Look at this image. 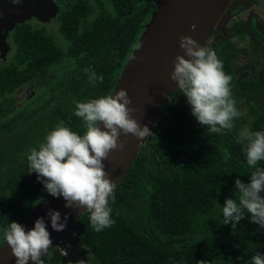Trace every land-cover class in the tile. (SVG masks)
<instances>
[{
  "label": "trees",
  "instance_id": "1",
  "mask_svg": "<svg viewBox=\"0 0 264 264\" xmlns=\"http://www.w3.org/2000/svg\"><path fill=\"white\" fill-rule=\"evenodd\" d=\"M137 16L125 23L98 18V28L72 37L67 51L42 32L25 28L16 34L13 61L0 67V247L8 225L23 224L48 194L37 174H29V150L38 149L61 123L84 134L75 105L112 94L147 18ZM251 50L250 61L260 66L252 79L234 71L238 51L232 44L214 51L232 77L235 107L249 110L255 132L264 131V53ZM66 52L72 59L62 67L61 78L45 75L62 64ZM85 69L102 75L103 82L90 83ZM25 85L43 92L38 104L23 109L16 95ZM179 94L170 95L153 134L114 190V199L109 198L114 224L96 232L87 212L74 225L73 241L81 243L77 251H88L94 264H247L256 254L264 255V228L251 223L245 211L233 229L223 223L221 209L232 198L227 189L236 179L249 183L255 171L247 164V141L237 142L246 117L235 119L231 130L210 133ZM257 166L264 168V161ZM41 259L43 264H72L58 246Z\"/></svg>",
  "mask_w": 264,
  "mask_h": 264
},
{
  "label": "clouds",
  "instance_id": "2",
  "mask_svg": "<svg viewBox=\"0 0 264 264\" xmlns=\"http://www.w3.org/2000/svg\"><path fill=\"white\" fill-rule=\"evenodd\" d=\"M13 3H19V0H13ZM195 29L196 25L193 24L192 30ZM135 47L139 49L140 45ZM180 48L183 55H177L173 61L171 79L187 98L192 115L210 133L221 134L224 130H231L233 121L241 113L235 107L230 87L232 77L225 74L223 62L214 50L201 46L190 36L180 38ZM85 72L93 85L97 80L103 82L102 75L97 76L89 69H85ZM131 103L124 89L87 102H77L74 115L83 121L84 134H77L61 123L47 134L45 142L38 149L31 148L27 154L29 174L36 173L38 181L53 197L62 196L66 201L65 207L86 208L90 214V224L96 232L114 224L109 198L114 199L116 184L107 178L103 161L110 152L124 150L121 133L125 136L131 134L139 140L153 134L147 126L141 127L132 118L131 113L135 109L129 108ZM101 124L104 130H101ZM245 141L247 164L255 171L250 175L249 183L236 179V198H227L221 208L223 223L231 224L234 229L245 218L246 211L251 223L264 228V168L257 166L258 162L264 161V131L240 132L237 142ZM48 216L53 230L60 232L65 229L67 216L63 223L58 211L50 210ZM3 239L11 248L16 264H29L30 261L32 264H43L41 257L52 246L44 218L37 219L30 230L20 223L11 222L3 231ZM60 240L69 246L64 255L67 257L68 250L73 246L66 238ZM78 264L85 262L81 260ZM200 264H204V261H200ZM247 264H264V255L256 254Z\"/></svg>",
  "mask_w": 264,
  "mask_h": 264
},
{
  "label": "water",
  "instance_id": "3",
  "mask_svg": "<svg viewBox=\"0 0 264 264\" xmlns=\"http://www.w3.org/2000/svg\"><path fill=\"white\" fill-rule=\"evenodd\" d=\"M233 1L161 0L140 38L138 43L140 48H135L133 51L112 92L115 94L121 89L128 92L132 101L129 108L135 109L131 116L141 127L147 126L153 132L168 98L172 93L179 92L178 84L171 79V73L174 70L173 61L176 56L183 55L180 38L190 36L201 46H205L221 15L226 12ZM20 15H29L20 0L19 3H13V0H0V54L2 58L0 67L10 52V46L7 43L9 32L13 30L16 23H24L30 18ZM193 24L196 25L195 31L192 30ZM179 98L184 99L182 94H179ZM100 127L104 130L102 124ZM148 138L149 136L144 140H139L131 134L125 136L121 133L120 141L125 143L124 150L110 152L108 158L103 161L108 174L107 178L116 184L115 189L125 179ZM65 204L66 201L62 196L56 198L48 193L22 224L26 230H30L34 228L37 219L44 218L52 240V246L48 252L61 238H66L67 242L74 246L69 231L87 213L86 208H67ZM50 210L60 212L61 223L67 216V224L63 231L57 232L52 229L48 216ZM0 264H16V258L6 242L0 247ZM29 264L32 262L30 261Z\"/></svg>",
  "mask_w": 264,
  "mask_h": 264
},
{
  "label": "flooded vegetation",
  "instance_id": "4",
  "mask_svg": "<svg viewBox=\"0 0 264 264\" xmlns=\"http://www.w3.org/2000/svg\"><path fill=\"white\" fill-rule=\"evenodd\" d=\"M20 2L29 13V15L20 16H28L30 18L24 23H16L13 30L9 32L7 43L10 46V52L6 56L8 60L4 59V64L13 61L17 51L16 34L22 32L25 28H28L30 33H47L46 35L52 36L63 51H67L72 45V37L91 35L98 28V21H96L98 18L106 16L119 23H125L134 20L138 17L137 15H147L139 29V35H141L139 37L137 34L138 40L136 39L137 42L131 48V53H133L135 46L138 45L142 34L146 30V26L155 12L153 0L152 2L151 0H20ZM231 4L226 12L221 15L205 46L219 51L221 47L232 44L239 55L242 52L240 49L241 43L248 41L253 57L252 46L263 53L264 15H261L257 9H264V0H236V2ZM148 18L149 21L147 22ZM131 53H129L117 81L130 60ZM10 58L12 61H10ZM71 59L72 57L68 56L67 53L62 64L53 67L56 71L53 73L51 71L46 72L45 75L50 74L56 78L55 74H61V72L58 73V70L62 71L59 68L70 63ZM15 65L21 66L18 63ZM241 76L247 77L245 75ZM30 87V85H25L18 91L23 90L30 95H34L35 90ZM16 99H18L17 95Z\"/></svg>",
  "mask_w": 264,
  "mask_h": 264
},
{
  "label": "rangeland",
  "instance_id": "5",
  "mask_svg": "<svg viewBox=\"0 0 264 264\" xmlns=\"http://www.w3.org/2000/svg\"><path fill=\"white\" fill-rule=\"evenodd\" d=\"M160 1L161 0H153V3L155 5L154 6L155 11L158 9L159 4H160ZM151 2H152V0H151ZM234 2H236V0H234L233 3ZM257 11L260 12L261 15L262 14L264 15V9L263 10H258L257 9ZM240 49L242 50V52L235 59V62H234V71L236 73L240 74V75H245L247 77L253 78L257 74V68H259L260 66L255 67V64H253L250 61V59L253 57V55L251 54L250 44L248 43V41L247 42H244V43H241ZM263 53H264V51H263ZM0 58H1V56H0ZM7 60H8V58L6 59V61ZM10 61H12V59ZM59 69H62V68H59ZM55 71H56L55 68H52L51 69V72L52 73L55 72ZM59 72L60 71L58 70V73ZM55 75H56V78L57 79L61 78V76H62V75L60 76V73L59 74H55ZM42 92H43V90L39 91L38 92L39 94L37 92H35L34 95H32V94L30 95L26 91H23V90L18 91V93H17V98H18L17 105H18V107L25 109V107H28L31 104H35V105L38 104L37 97ZM239 112L241 113V115H243V116L246 117V123H242L241 129H240L239 132H242L244 130H248L249 132H251L250 129H251V125H252V118L250 117L249 110L242 107V108H239ZM236 192H238V189H236L235 186H234L232 188L227 189V191H226L227 194L226 195H228V196H230L232 198H236V196H235V193ZM71 231L72 230L69 231L70 234H71ZM77 245L80 246L81 243L79 241L75 242L74 243V246H73L74 249L73 250H71V249L68 250V256L66 258L72 264H78V262L81 261V260H83L85 262V264H94L92 262V260H91L92 257L89 255L88 251L83 252V254H82L80 251H77V248H76V247H78Z\"/></svg>",
  "mask_w": 264,
  "mask_h": 264
},
{
  "label": "built area",
  "instance_id": "6",
  "mask_svg": "<svg viewBox=\"0 0 264 264\" xmlns=\"http://www.w3.org/2000/svg\"><path fill=\"white\" fill-rule=\"evenodd\" d=\"M58 247L61 249L63 255H65L66 248L69 247V246H67L63 240H60L59 243H58Z\"/></svg>",
  "mask_w": 264,
  "mask_h": 264
}]
</instances>
